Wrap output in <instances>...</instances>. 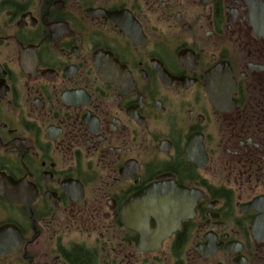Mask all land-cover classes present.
Wrapping results in <instances>:
<instances>
[{
	"label": "flooded vegetation",
	"instance_id": "af4514ba",
	"mask_svg": "<svg viewBox=\"0 0 264 264\" xmlns=\"http://www.w3.org/2000/svg\"><path fill=\"white\" fill-rule=\"evenodd\" d=\"M0 264H264V0H0Z\"/></svg>",
	"mask_w": 264,
	"mask_h": 264
}]
</instances>
